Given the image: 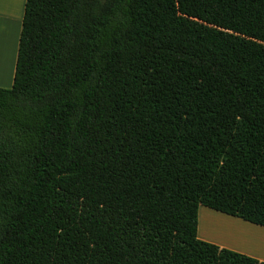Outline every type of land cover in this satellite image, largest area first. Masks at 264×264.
<instances>
[{"label": "trees", "instance_id": "obj_1", "mask_svg": "<svg viewBox=\"0 0 264 264\" xmlns=\"http://www.w3.org/2000/svg\"><path fill=\"white\" fill-rule=\"evenodd\" d=\"M264 0H27L0 88V264H264Z\"/></svg>", "mask_w": 264, "mask_h": 264}, {"label": "crops", "instance_id": "obj_2", "mask_svg": "<svg viewBox=\"0 0 264 264\" xmlns=\"http://www.w3.org/2000/svg\"><path fill=\"white\" fill-rule=\"evenodd\" d=\"M26 2L27 0H0V26L3 25V29H5L6 35L3 36L4 38L2 39V41H4V45L2 47L0 46V88L11 89L14 84L19 42L22 33ZM9 38L10 42L8 40ZM11 38L13 46L12 49L9 46L11 43ZM209 211L211 212L209 220L210 218L211 220L214 219L212 215L213 213H215L224 216L227 219L240 222V219L238 218L218 213L210 209ZM243 222L244 224H246V226H248V228L251 229L252 232H254L258 236L256 237V240H254V242L248 243L246 244V246H244L246 248L250 246V248H233L229 245H226L224 242V244L216 242L217 239H215L216 241H213L211 240L208 233H205L204 236L201 235L202 227H200L199 230L201 239L199 237L198 238L204 242L219 245L223 249H228L239 254L254 258L260 262H264V228L255 226L245 221ZM206 227L207 229H212V226H210V224L206 225ZM212 231L214 230H211V232ZM231 237H233L234 239L237 238V236Z\"/></svg>", "mask_w": 264, "mask_h": 264}, {"label": "bare ground", "instance_id": "obj_3", "mask_svg": "<svg viewBox=\"0 0 264 264\" xmlns=\"http://www.w3.org/2000/svg\"><path fill=\"white\" fill-rule=\"evenodd\" d=\"M210 226H212V230H214L211 233L214 234L212 235L215 236L216 239L224 241L225 244L235 248H238V245L241 244L240 242H245L242 240H246L247 238H249V241L246 242H253L254 240H256V237H258L254 232L250 230V228L239 230V228H234L233 226H230L229 224L222 221L220 222L218 220H212L210 222ZM210 231L211 230H209V232ZM205 233H208L207 227L206 225L202 224L201 235L204 236ZM231 236H237V239H234Z\"/></svg>", "mask_w": 264, "mask_h": 264}, {"label": "rangeland", "instance_id": "obj_4", "mask_svg": "<svg viewBox=\"0 0 264 264\" xmlns=\"http://www.w3.org/2000/svg\"><path fill=\"white\" fill-rule=\"evenodd\" d=\"M3 36H6L5 35V29H3V25H1L0 26V46L2 47L3 45H4V41H2V39L4 38ZM9 40V42H10V38L8 39ZM10 48L12 49V38H11V43H10ZM211 212L209 211V209L208 208H205V207H200V209H199V228H198V237L201 239V237H200V233H199V230H200V227H202V224L203 225H208V224H210V222L212 221V220H218V221H222V222H224V223H227V224H229L230 226H233L234 228H239V230L241 229H247L248 228V226H246V224H244V222L243 221H241L240 220V222H238V221H236V220H231V219H227L226 217H224V216H221V215H218V214H215V213H213V217H214V219H212L211 220V218H210V220H209V216H211V214H210ZM203 222V223H202ZM209 230H212V229H207V231H208V234L210 235V238H211V240H213V241H216L215 239H216V237L215 236H213L214 234L213 233H211V231L209 232ZM251 230V229H250ZM213 234V235H212ZM236 237V236H235ZM235 239H237V238H235ZM246 239V238H245ZM249 238H247L246 240H242V241H245V242H240L241 244L240 245H238V248H243V249H245L246 247H244V246H246V244H248V243H251V242H246V241H249L248 240ZM241 241V240H240ZM216 242H220L221 244H224L223 242L224 241H221V240H219V239H217V241ZM254 242V241H253ZM219 243V244H220ZM213 244V243H212ZM227 245V244H226ZM217 246H219V245H217ZM220 247V246H219ZM221 248V247H220ZM233 248H235V247H233ZM247 248H250V246H248ZM246 248V249H247Z\"/></svg>", "mask_w": 264, "mask_h": 264}]
</instances>
